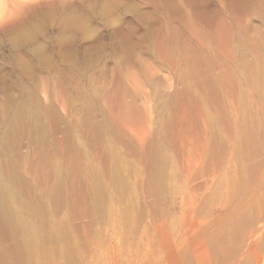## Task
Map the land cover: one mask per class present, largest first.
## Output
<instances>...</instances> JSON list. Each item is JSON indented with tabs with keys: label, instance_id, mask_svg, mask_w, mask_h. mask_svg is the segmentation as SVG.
Returning a JSON list of instances; mask_svg holds the SVG:
<instances>
[{
	"label": "rangeland",
	"instance_id": "obj_1",
	"mask_svg": "<svg viewBox=\"0 0 264 264\" xmlns=\"http://www.w3.org/2000/svg\"><path fill=\"white\" fill-rule=\"evenodd\" d=\"M136 7L0 61V264H264V0Z\"/></svg>",
	"mask_w": 264,
	"mask_h": 264
},
{
	"label": "clouds",
	"instance_id": "obj_2",
	"mask_svg": "<svg viewBox=\"0 0 264 264\" xmlns=\"http://www.w3.org/2000/svg\"><path fill=\"white\" fill-rule=\"evenodd\" d=\"M138 2L21 0L24 10L11 15L5 0H0V61L10 59L12 63L5 65L18 72L34 73L33 64L41 68L42 64L57 59L48 51L53 39L60 42L56 56L68 55L73 50L78 56L81 44L94 40L104 29H116L123 16L131 15L136 19ZM55 28L59 31L53 35L50 30ZM85 50L93 57L96 52L111 54L109 44L103 41L87 44L83 53Z\"/></svg>",
	"mask_w": 264,
	"mask_h": 264
},
{
	"label": "bare ground",
	"instance_id": "obj_3",
	"mask_svg": "<svg viewBox=\"0 0 264 264\" xmlns=\"http://www.w3.org/2000/svg\"><path fill=\"white\" fill-rule=\"evenodd\" d=\"M21 106V105H20ZM34 108V107H33ZM25 109V108H24ZM35 110V109H34ZM34 126V125H33ZM9 129V128H8ZM6 186V185H5ZM8 186V185H7ZM11 203V202H10ZM13 209V208H12Z\"/></svg>",
	"mask_w": 264,
	"mask_h": 264
}]
</instances>
